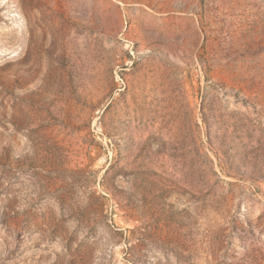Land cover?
<instances>
[{
    "label": "rangeland",
    "instance_id": "obj_1",
    "mask_svg": "<svg viewBox=\"0 0 264 264\" xmlns=\"http://www.w3.org/2000/svg\"><path fill=\"white\" fill-rule=\"evenodd\" d=\"M0 264H264V0H0Z\"/></svg>",
    "mask_w": 264,
    "mask_h": 264
}]
</instances>
